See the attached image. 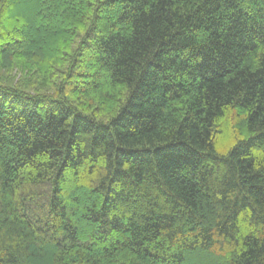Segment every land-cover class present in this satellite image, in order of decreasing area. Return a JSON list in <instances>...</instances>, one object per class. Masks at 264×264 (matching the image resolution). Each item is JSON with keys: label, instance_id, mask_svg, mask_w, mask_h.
<instances>
[{"label": "trees", "instance_id": "1", "mask_svg": "<svg viewBox=\"0 0 264 264\" xmlns=\"http://www.w3.org/2000/svg\"><path fill=\"white\" fill-rule=\"evenodd\" d=\"M0 264H264V0H0Z\"/></svg>", "mask_w": 264, "mask_h": 264}]
</instances>
